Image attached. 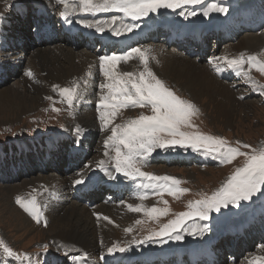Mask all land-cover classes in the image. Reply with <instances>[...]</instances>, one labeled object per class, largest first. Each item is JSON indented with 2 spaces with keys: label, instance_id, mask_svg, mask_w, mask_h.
Masks as SVG:
<instances>
[{
  "label": "rangeland",
  "instance_id": "1",
  "mask_svg": "<svg viewBox=\"0 0 264 264\" xmlns=\"http://www.w3.org/2000/svg\"><path fill=\"white\" fill-rule=\"evenodd\" d=\"M49 1H50V6H52L53 8L54 15L56 14L57 17H59L58 13L60 6L57 3L58 0H49ZM249 1L253 2V3L250 2L249 3L250 5L253 4L256 9H259L258 15H260L263 18V23H264V0H202L201 4L184 5L175 10L159 9L157 12L149 13L148 16L136 20H133L130 17H126L124 16L123 13L115 10L99 11V12H83L80 11L77 6L75 9H73V11L78 12V15H84V20H86L85 22L86 25L90 23L91 24L99 23L101 19L108 20V22H106L107 24L102 26L104 28V31H108V35H111V37H117V35H115V29H116L114 26L115 22L114 23L112 22L113 18H115V21H118V23L122 25L121 33L122 32L129 33L128 31L123 30V25L135 24L136 27H134L132 31H136L138 28L142 26L144 27L149 23H151L152 21L161 23L164 19H168L170 23H175L182 16H184L189 20L191 17L188 15L189 12H197L198 10L203 9L211 5L212 3H216L218 5L227 8L228 9L227 13H230L239 10L241 6H244ZM26 2L28 3L29 1ZM99 2L100 0H94V3H99ZM27 3L23 5L24 8L25 6H27ZM1 4L2 5L0 6V15H6L11 13L13 7L17 5L14 4L13 2H11L10 4L7 3L5 4L3 0ZM62 10L63 9H60V11ZM103 12L107 13V16L102 17L101 14ZM181 12H183L184 15H180ZM218 14H220V12L210 11V13L208 14L209 17H207L209 18V20L203 19V21L205 22V24L206 23L213 24L210 19L213 17L214 19H217L219 16ZM201 16L203 15H200L199 17ZM195 17L197 16L195 15ZM234 19L236 18H233V21ZM223 22L225 23L224 26L228 25V23H229V27L232 26L231 21H228V19H224ZM263 23L260 25V27L257 30L249 33L247 32L245 33V31H243L242 34H240L235 40L227 41L226 44L222 43L215 52L214 51L212 52L216 54L215 58L219 60L222 59L223 57H227L228 53L234 54L236 52L235 55L228 56L227 59H232L235 56L236 59H238L242 56L243 59L245 60V63L242 66L243 70L249 72V75L252 78V81L255 82L256 86L253 87L252 83H250L247 80V78L243 75V72L241 71L240 67H236V66L229 67L227 62H224L225 71H220V72H224L225 74L234 72L236 76H232L230 79L226 80V79H220L219 74L216 72V70L212 69V73L217 81L225 85H228L229 90L231 92L229 90L227 91L224 90L223 92L216 90L215 91L207 90L208 93L200 96L199 98L200 100L195 99L192 96V93H190L186 88L181 89L179 87L181 82L164 75L162 68L165 64V59L168 57H173L175 56V54L174 55L162 54L157 58L156 55L159 53L154 52V49L157 47V45L166 48L163 44L160 43V41L151 42L149 41V37H147L142 43L137 44L131 47L130 49H128L126 53H121L118 55H126L132 48L141 49V51L145 52L148 67L164 83V85L170 88L180 98L191 101L196 106V108L199 109V112L191 118L192 123L196 127L182 128L183 131L186 132L198 131L202 134L222 137L225 141H227L228 145L232 147H239L240 151L242 152H250L252 150V148L246 149L241 147V145L243 144L250 145L251 147L254 146L256 147L257 150L264 149V74L260 73L255 65L249 68L248 64L246 63L247 58L249 56H255L258 61L264 63V24ZM99 24L101 25V23ZM93 29H94L93 31L95 32L102 33L100 31H97L95 27H93ZM8 32L9 30L6 31V33ZM249 35H256L255 37H258V39L261 37L260 41L263 40L262 43L261 44L258 43L254 49L250 47L251 48L250 51L240 52L238 48L243 46L239 45L241 44V41L239 42V39L241 37L243 38V36H249ZM56 44L57 42L54 43L53 45ZM60 44L64 45L65 43L60 41ZM226 45L228 46L226 47L225 50H223V48ZM10 46L13 45L11 44ZM230 46L232 48L234 47V49L238 51L235 50L227 51V49H229ZM27 47H30L29 44L26 45V48ZM61 47L63 46H60L59 49ZM1 48L4 49V46L1 44V40H0V52H3L4 50H1ZM40 49L45 50L42 48ZM46 49L50 51L52 50V52L53 51L55 52L57 50L56 48H46ZM78 49L79 47L75 48L74 53L77 55H82L81 53L76 52V50ZM166 49L172 50L173 48L169 47ZM177 52L182 54L183 57L189 56L192 59L196 58V56L184 53L182 50L178 48H177ZM206 53L203 54V57L205 56ZM208 56H205L204 59L202 58L201 63L205 64V62H208L207 59ZM99 57L101 56L94 55V58H91V60L87 62V65L91 68L92 73L94 74L96 73L95 74L96 78L102 81L103 79H105V77L103 73L100 71ZM50 58L47 61L48 63L46 64V67L55 68L58 66L66 65L65 60L62 57L60 58V56H54ZM27 59L30 60L26 61ZM129 59L119 61L117 64L116 71L118 73L130 72L133 73L134 76L138 77L139 73L144 70V64L141 62L138 54L135 53L132 54V57H130ZM50 60H56V62L50 63ZM23 61L26 62L22 63L21 65L18 64L16 70L13 71L8 70V66L6 67V70L8 71L7 78L3 79L4 83L0 85V87L1 86L8 87L12 85V87L16 90V93L13 94L12 97L7 96V99H5L6 101L3 99V102H0V150L3 147L6 146L8 147L10 145L19 144V143L20 145H22V149L26 150L23 144L29 145V141L38 140L40 138H48L54 135L64 136V133L66 132L67 128H69L70 131L75 132L76 129L75 127L77 125L75 116L79 113L78 107H79V103L82 102V97L84 95L83 90H86L87 84L89 83V78H85V81L83 80L84 76L83 78L79 80H73L70 83H68V80L66 81V83L57 80L42 81L39 77H38L39 79L36 80L26 77L25 79H23L24 80L23 81L20 80L23 76L16 77L15 73L17 74V70H21L23 67H25V65L29 66L31 63H33L34 62L33 55H30L29 53L25 52V58H23ZM74 61H75L74 63H79L80 61H82V59L78 60L76 58ZM11 65L15 66L13 64ZM95 65L97 66L95 67ZM4 67L5 66L2 64V68ZM84 68L86 67L83 66L82 70ZM82 70H80L79 72L77 71V73L79 74ZM238 72H240V75L237 74ZM0 75L2 76L1 68H0ZM53 85H56L58 87L54 89ZM74 85L78 86L77 89L78 95L76 98V102L70 107L66 99L60 94V89L72 88ZM34 88L42 89L41 93L38 92L37 90H34ZM43 88L46 89V91L43 90ZM107 92L108 89L105 92H101L100 88H95L93 93L88 94V97L92 99L91 101L93 103L94 100L100 99L101 96L106 95ZM229 94L230 96L228 97ZM20 96L22 97V99ZM36 96H37L36 99L37 104L34 103ZM38 96L40 98H38ZM231 96L233 98V101ZM49 97H51V99H49ZM208 97L210 98L213 97L216 103H220L227 107H234V110L236 111L234 114H231L230 123L225 122L222 118L218 117V113L217 116H215L216 111L214 110L213 107L214 104L213 102L209 103V101H207L209 100ZM27 99L30 100V102H27L28 101ZM92 103H91V107L93 108V110H96V108H98V104H92ZM14 106L15 108H13ZM25 108L27 109V112L23 113V110ZM54 108L58 109L59 111H53ZM98 109H99L98 110L99 113L94 118V123H93L96 129V134H97L96 138H98V141L96 143L98 147L100 144V139L111 135V128L116 124L123 125L132 119L138 118L141 114L152 115L150 106L121 108L117 111L116 116L112 118V124L102 128V121L100 120V111H103L104 109L102 105L99 106ZM93 117L94 116L92 114V118ZM161 135L163 138H167L166 134H161ZM100 149L101 147L98 150L100 151ZM121 150H123L122 146H121ZM106 152L108 153V155L104 154L105 157L104 156L102 157L100 152L96 150H92L87 154L89 155V157L87 161L85 159L86 165L84 167H83L84 165L83 163L79 170H76L75 172H67V173H65L61 168L59 174L66 176L67 178L83 175L86 173V171H88L89 164H91L92 161H96V159L98 160L101 159V161H103L105 158L107 159V161L111 162L112 171L115 174V168H114L115 161L113 159V157L115 156V150L111 142L108 145V150ZM186 152H190L192 155L193 154L196 155L197 159L202 158L200 157V155L204 156L205 159L204 163L192 162L191 164H185L182 161H180V162L165 164L161 160V155L164 153L182 154ZM7 154L8 153L6 151H3V153L0 155L1 157L0 160ZM244 161L245 158L243 156H237L231 163H224V162L222 163L221 160L215 156V154H210L203 149L199 151H193L191 148L180 147V146L167 147L163 149L155 148L149 155L144 157L142 160L138 159L137 167H139L142 172L148 170L150 174L155 176L172 175L173 177H175L177 180L180 181L179 187L187 188L188 186L187 189H189V191L178 194L172 199L171 198L172 195H169L166 192L160 194V191L157 189L154 193L159 192L160 196L153 194L152 199L153 201L154 199H156V201L153 203L150 202L148 208L144 212L143 210L145 208L142 205H139L143 209L140 212L127 210L128 209L127 202H129L127 200L135 201L137 196L136 197L134 196L133 198L128 196V197H124L120 201L106 203L105 205L107 207H104V209L108 212L115 213V216L117 217V221L113 223V221L109 222V220H105L100 216H95L94 219L97 221V223L95 224L96 226H94L96 228L95 230L96 232H98L99 229L103 231V228H105V231L107 232L109 229H106L107 228L106 226H115L114 229L117 228V233H116L117 235L116 234L114 235L115 238L113 242L116 243L117 242L116 237L118 235L120 236L122 235V232H120L121 225L123 226L126 225L124 222H122L125 219L126 223H129V221L132 222L130 224V228L129 226H125V228L131 229V232L134 231L132 234L136 236V238L139 237L138 241L144 240L145 237L150 235V233L147 231L157 232L164 224L168 223L170 220L176 219L178 213L191 211L192 209L189 207L190 202H194L202 198H205L207 196H211L213 192H215L224 184L227 178L235 171L237 167H241L243 165ZM31 165H33V162L28 164V167H30ZM157 165L158 167L156 169H153V167H156ZM162 170H166V172L160 173L162 172ZM45 172H47L46 175L48 176H51L53 174L51 170H47ZM42 174L44 173H39L37 169L33 168V172H31L30 176L28 177L20 178L19 180L14 182L0 181V194H1L0 195V240H2L9 248H11L13 253L15 254L13 256H8L6 253L3 252L2 249H0V264H50V262H52L53 264H57L59 262H62L63 260L64 261L68 260L70 264H77V262L71 259V257L73 256L82 258L78 262V264H92V260L84 259L81 255H79L76 252V249L74 247H72L69 244L63 243L60 240H57V236H55L54 230L51 229L50 219H49L50 214H47L43 202V195H44L43 189L45 187V184H43V187L41 188L35 187L36 185L35 186L28 185L26 187V190L16 193L17 190L23 188V186H21L24 185L23 180L33 177H38L41 176ZM115 175H117V177L119 178L118 180L121 179L126 180L125 182H128L130 180H138V182L140 181L139 176H137L135 179H131L123 176V174L116 173ZM104 178L107 179L106 177ZM142 178L145 181L139 183L148 184L146 181L147 179H145L144 177ZM34 181H36L35 178ZM107 181H109V179ZM26 182L27 180H25V183ZM11 186L15 187L14 195H9L13 191ZM141 187L142 186L140 185V190H143L142 189L143 187L142 188ZM146 189H148L149 191L150 189H152V187H148ZM29 190L31 191V194L29 193ZM71 190L72 188L69 189V192H71ZM257 194L260 195V197L250 203H248L250 200L245 201V203L247 204H244V201H241L239 206L230 204L227 207H221L220 211H211L209 213V218L207 220L200 219V217L198 216L187 218L184 224L178 229L179 234L182 236L185 235L186 231L188 230L186 228L190 227V225L192 224L197 225L199 227H203L206 225L207 226L206 231H204L203 234H199L198 236H199V243L204 242L209 247V244H211L214 241L213 236L221 237L220 235H222L224 239L227 238V236L229 235L228 232H226V235H223L225 233L224 228L226 226H227L226 227L227 231H229L228 228L239 229V227H248L252 222V220L259 219L258 216L261 215V218L263 219L262 226L264 227V192H259ZM257 194L254 195L253 198H255ZM49 195H50V191H49ZM17 196H20L25 202L33 198L35 199V202L40 212L42 213L39 223H37L27 212H25L16 203ZM45 196L46 197L48 196L47 192L45 193ZM96 197L97 196H94L92 198H96ZM180 197H182V199L185 200V203L183 205H181L180 202H178L177 204L175 203L176 201L180 200ZM152 207H156L160 209L167 208L168 212L166 215H157L155 217H152L154 219H149L150 216L147 214V210ZM87 208L91 210L93 207H87ZM127 212H128V216H127ZM11 213H13L14 216ZM227 216L228 217L232 216L234 217V219L227 220L226 222L228 223L226 224V222L223 220ZM137 220L141 221V223L137 224L136 223ZM248 235L249 234H247V237ZM107 236L111 237L113 235L110 234V232H107ZM96 237L98 239L96 241V243H98V251L95 254V259L99 264H104V261L101 260L100 257V254H102L100 253V251L105 250L106 248L103 247L102 241L98 238L99 235L97 233H96ZM136 238L133 241H129L131 242L130 244L125 243V245L122 246V247L126 246V249L128 251L127 250L124 252L117 251L116 253H118L120 256L122 255L124 256L125 254H131V251H133L134 249L141 250L143 249V247L144 249L151 248L156 245V242L154 241H157L158 246L160 245L158 248L159 251L156 252H168L177 247L175 245L177 244V241L169 239L168 236H163V237L154 236L153 239L156 238L154 241L152 240L145 241L144 243H139V244L135 243V241H137ZM259 238L253 241L252 246L246 247L247 249L242 248V246L239 248L240 250L243 249V251L238 256V259L235 261V263H228V262L224 263L221 258L220 264H249V262L252 261L255 257L264 256V233L262 235V238L261 237ZM145 243L149 245L147 246V244ZM224 245L226 247L225 242ZM215 248L219 249L220 247H215ZM209 254H214L215 256L218 255V253H212L211 251L207 253V255ZM131 257L132 256L130 255V258ZM184 257L188 259L189 256L187 255ZM225 259H226V255H224L223 260L225 261ZM134 261H137V259Z\"/></svg>",
  "mask_w": 264,
  "mask_h": 264
},
{
  "label": "bare ground",
  "instance_id": "2",
  "mask_svg": "<svg viewBox=\"0 0 264 264\" xmlns=\"http://www.w3.org/2000/svg\"><path fill=\"white\" fill-rule=\"evenodd\" d=\"M26 1H29V2L27 3ZM3 2H5V0H3ZM11 2H13L14 4H17L13 7L11 13L6 14V15H0V40H1V44L4 46V49L1 48V50H4V51L0 52V68L2 69L3 79L7 78V74H8V71L6 70L7 66H8V70L13 71V70L17 69L18 64L21 65L22 63H25L26 61L30 60V59H27L26 61H23V58H25V52L29 53L30 55H33V61H34L33 63H35V64L31 63L29 66L25 65V67H23L21 70H17V74L15 73V76L16 77L23 76L20 80H23L26 77H28V78H31L34 80L40 78L42 81L57 80V81H61L64 83H66V81L68 80V83H70L73 80H79V79L83 78V76H84V79H83L84 81H85V78H89V83L87 84V88H86V90H83L84 95L82 97V102L79 103V107H78L79 113L75 116L76 123H77V125L75 127L76 128L75 132H72V131H70L69 128H67L66 132L64 133V136L63 135H61V136L54 135V136L48 137V138H40L38 140L29 141V145L23 144V146L26 148V150H28L30 148H37V147L41 148L43 146L50 144L48 146V148H51L52 150H57L60 146H63V144L67 145L65 140L72 139L73 140V142L71 143L72 147L82 150L86 154V156L90 151L96 150V151L100 152L101 156L103 157L104 154L106 153V151L108 150V146L106 147L105 143H104V141L106 140V138L108 136L100 139V144L98 147L96 144L98 141V138H96L97 134H96V129H95L93 123H94V118L99 113L98 112L99 109L96 108V110H93V108L91 107V103H92L91 100L92 99H90V97H88V94L93 93L95 88H100L101 92L107 91L106 88H101V85L104 83H108L109 81L106 78L103 79L102 81L97 79L96 75H95L96 73L95 74L92 73L91 68L87 65V62L90 61L91 58H94L93 52L79 47V49L76 50V52H79L82 55H77L74 53L75 48L72 49L73 47L70 45H67V44L62 45V44H60V41L57 42L58 45L57 44L53 45L54 44L53 43V44L47 45V46H36L34 48H30V47L26 48L25 40L27 37H31V35H30L29 31L26 30L27 20H25L23 18L21 12L27 6H32L36 3L44 5L51 12L53 11V8H52V6H50L49 0H43V1H41V0H21V1L20 0H7V4H10ZM1 3H2V0H0V6L2 5ZM19 3H21V4H19ZM25 3H27V6H25V8H24L23 5ZM59 6H60V9L64 10L63 5L59 4ZM208 7L209 6L195 12L197 17H195V15L191 16L189 20L187 18H185L184 16H182L175 23H170L168 19H164L161 23L164 25H165V23H167L168 25H172V26H175L178 28L184 27V28H187L189 30L198 28L200 26H204L206 24L209 27H215V26H219L220 23H223L224 19H228V21H230L228 18L230 15L235 14V17H232V20H233V18H240L241 16H240L239 10L243 6H241V8L235 12H230V13L220 12V14H218L219 15L218 18L216 17L217 19H214V17L210 19L213 24H211V23L205 24L203 19L209 20V18H207L209 16H204L203 12ZM254 9H256V8H254ZM2 11H4V10H2ZM199 11H201V12H199ZM246 11H248V13L254 14L255 16L257 15V13L253 9L248 8V10H246ZM76 13H78V12L71 10L67 17H69L73 14H76ZM200 15H203V16L199 17ZM18 17L24 23L22 29H20V32L16 31V29L13 28L14 22H15L14 20L15 19L17 20ZM198 17H199V19H198ZM57 20H66L67 23L71 24V25L76 24V22H77L84 29L94 30L93 27H88L85 24L86 20H78V19L73 20V19H68V18L66 19L65 17H61V16H60V19H57ZM81 21H84V23H81ZM106 22H108V20L101 19L99 21V23H101L100 26L106 25L107 24ZM198 22H200V23H198ZM157 24H159V23L156 21H152L148 25L138 28L136 31H131L129 33L122 32L116 38L117 39H126L127 37H129L133 34H136L138 32L145 33V31L149 27L155 26ZM196 24H198V25H196ZM114 26H115V28H117L119 26L122 28V25H120L118 23V21H115ZM8 30H9V32L6 33V31H8ZM103 33L108 34V31H103L102 33L98 32V34H103ZM108 36H111V35H108ZM255 36L256 35L243 36V38L241 37L239 39V42L241 41V44H239V45L243 46V47L238 48L240 50V52L250 51V49H251L250 47H252L254 49L258 43L259 44L262 43L263 40L260 41L261 37L258 39V37H255ZM18 43H22L23 44L22 47H20L18 45ZM11 44L13 46H10ZM60 46H63V47H61L59 49ZM227 46L228 45H226L223 48V50H225ZM40 48L45 49V50H41ZM46 48H56L57 50L55 52L54 51L52 52V50L50 51V50H47ZM230 50H235V49H234V47L232 48L230 46V48L227 49V51H230ZM235 51H238V50H235ZM154 52L159 53L156 55L157 58L162 54H170V55L175 54V56L168 57L165 59V64L162 68L163 73L167 77H170L174 80L181 82L179 87L181 89L186 88L190 93H192V96L195 99L198 100L200 98V96L207 94L208 91H215L216 90V91H222L223 92L224 90H226V91L229 90L228 85H225V84H223V83H221L215 79V77L213 76V73H212V69L216 70V72L218 74L220 73V71H225V69H224V62H226L225 58H228V56L235 55L236 52L234 54L228 53L227 57H223L220 60L215 58V56H216L215 53H211L207 57L209 62H205V64L201 63L202 60L198 61L197 58L192 59L189 56L183 57L182 54L178 53L177 49H174V48L172 50H168V49L164 48L163 46L157 45V47L154 49ZM59 53H60V55H59ZM54 56H60V58L62 57L65 60L66 65L58 66L55 68L46 67V64L48 63L47 61L49 60V58L54 57ZM133 56H135V55H133ZM76 58L78 60L82 59V61H80L79 63H74L75 62L74 60ZM232 59H236V56L233 57ZM210 61H211V63H210ZM55 62H56V60H50V63H55ZM2 64L5 66L4 68H2ZM11 64H13L15 66H12ZM213 65H216V67H213ZM83 66L86 68H84L82 70ZM96 66L97 65H95V67ZM233 67H235V66H233ZM217 68L219 69L218 71H217ZM28 70H30L32 72L31 77H29L25 74L26 71H28ZM80 70H82V71L78 74L77 71L79 72ZM11 77H12V75H11ZM34 80H33V82H34ZM15 83H16V81H15ZM48 84H49V82H48ZM34 90H37L40 93L42 91V89H39V88L38 89L34 88ZM43 90L46 91V89H44V88H43ZM83 91H82V93H83ZM15 93H16V90L12 87V85L8 86V87H4V86L2 87L1 86L0 87V102H3V99L4 100L7 99V96L12 97V95ZM229 96H230V94L228 95V97ZM22 97H23V95H22ZM22 97H21V99H22ZM38 98H40V97L38 96ZM208 98H209V100H207V101H209V103L213 102V104H214L213 107H214V110L216 111L215 116H217V113H218V117L222 118L225 122L230 123V116H231V114H234L236 111V110H234V107H227V106L222 105L220 103H216V101L213 97L212 98L208 97ZM231 98H232V96H231ZM36 99H37V96L35 97V101H34V103L37 104ZM99 101H100V99L94 100L92 104H98ZM232 101H233V98H232ZM27 102H30V100H28ZM13 108H15V106ZM26 112H27V109L25 108L23 110V113H26ZM92 114L94 116L93 118H92ZM82 116H84V117H82ZM100 147H101V149L99 151L98 149ZM251 148L256 149V147H254V146H252ZM19 150H24V149H22V145H20V143L10 145L8 147L6 146L0 150V155L3 153V151H6L8 154H11L14 152L16 153ZM198 159H200V158H198ZM84 161H85V159H84ZM100 161H101V159H99V160L96 159V161H92L91 164H89V169H88V171H86L85 174L79 175V176H73L71 178H67L66 176L60 175L59 174L60 171L55 168L56 170H55V172H53V174L51 176H48V175H46V173H44L38 177L25 179V180H27V182L25 183V180H23L24 185H21V186H23V188L17 190L16 193H19L20 191L22 192L23 190H26V187L28 185H32V186L36 185L35 187L41 188V187H43V184H45V187L43 189L44 190L43 202H44V206H45V209L47 211V214H50L49 219H50L51 229L54 230V234H55V236H57V240H60L63 243L69 244L72 247H74L76 249V252L79 255H81L84 259L92 260V264H99L95 259V254L98 251V243H96V241L98 239L96 237V233L99 235L98 238L102 241L103 247L106 248L105 250L100 251V253H102V254L99 253L101 260L104 261V264L106 261H109L111 264H115L118 261H124L127 259H130L131 262H134L135 264H140L141 258H139V256L143 257L144 254H153L150 252L151 250L155 254L160 245L158 246L156 244L154 247L147 248V249H144V247H143V249H141V250L134 249L133 252H131V254H125L124 256L123 255L120 256L116 252L115 253H109L108 248L112 247L113 244H116V245L122 247L125 245V243L130 244L131 242H129V241L135 240L136 236H134L132 234L134 231H132V232L131 231H127V232L125 231V229H126L125 226H129V228H130V224L132 222L129 221V223H126L125 219L122 221L126 225L125 226L121 225L122 230L120 228V232H122V235L121 236L118 235L116 237L117 242L115 243V242H113L114 238H115L114 235L117 233V228L114 229L115 226H106L107 227L106 229H109L107 232H110V234L113 235L111 237L107 236V232L105 231V228H103V231L99 229L98 232H96V230H95L96 228L94 227V226H96L95 224L97 223V221L94 219L95 216H100L102 218L108 217L111 222L113 221V223H115L117 221V217L115 216V213H111V212L106 211L104 209V207H107V206L105 204L98 203V202H96V205H93L92 206L93 208L91 210H89L87 208L89 206L78 201L75 197L74 191L85 182L94 181L98 178L99 179L100 178L105 179L104 177H106L107 179L110 180V178L108 177L106 172L101 170L100 167H98V162H100ZM103 161L107 165L108 170L112 171L111 162L107 161L106 158ZM157 167H158V165L156 167H153V169H156ZM26 172H28L29 175L31 174V172H33L32 165L30 167L27 166ZM61 172H63V171H61ZM163 172H166V170H162V172H160V173H163ZM145 173H149V171L146 170ZM113 174H114V172H113ZM34 178L36 181H34ZM144 178L147 179L146 177H144ZM77 179H82L84 182L81 184H74L73 181L77 180ZM115 180L120 181V182H125L124 180H118V179H115ZM144 181L145 180L142 177H140L139 182H144ZM146 181L148 184L151 183L148 180H146ZM133 183L136 185V190H133L131 188L130 191L128 192V194L126 196H123V198L130 196V193L132 194L131 198H133L134 196L135 197L137 196L135 201L127 200V201H129V202H127V205L128 204H132L133 206L142 205L145 208L144 210L142 209L144 212L148 208L150 202L153 203L156 201V199H154V201H153L152 195L154 194V195L160 196L159 192L154 193L157 189L154 190L153 188L148 191V189L143 187L144 184H140L143 187V188L141 187L143 190H139V183L136 181H133ZM126 185L129 186V183L127 182ZM11 187H12L13 191L11 190L12 192L10 191L11 194H9V195H14V193H15L14 188L15 187L14 186H11ZM70 187H72L71 192H69ZM87 187H89V185L85 186L84 188H87ZM187 188H188V186H187ZM138 190H139V192H138ZM49 191H50V195H49ZM46 192L48 195L47 197L45 196ZM29 193L31 194L30 190H29ZM142 194L146 195V198L143 200L140 199V196ZM173 197L174 196H172L171 198L173 199ZM178 202H180L181 205H183L185 203V200L182 199V197H180V200L176 201L175 203L177 204ZM127 210H129V209H127ZM11 214L14 216L13 213H11ZM15 214H16V212H15ZM127 216H128V212H127ZM122 217H123V215H122ZM149 219H154V218L149 217ZM176 219H177V216H176ZM104 222H106V221H104ZM193 227H199V226L192 224V225H190V227H187L186 229H188V230L186 231L185 235H183V239L180 241H177V244H175L177 247L173 250L179 249V251H180L182 249H185V251L186 250H188V251L195 250V251H199V252H206V254L209 253L210 249L208 250L209 247L207 246V244L204 242L199 243V236H198L199 234H196V236L189 234ZM245 228H247V227H239V229H245ZM147 232H149L150 234L154 233V232H150V231H147ZM136 239L138 241L139 237H137ZM148 245L149 244H147V246ZM160 253H164V252H160ZM130 255L132 257L128 258V257H130ZM260 257H264V256H260ZM120 258H124V259H120ZM136 259H137V261H134ZM50 264H53V263L50 262ZM57 264H70V262L68 260H65V261L63 260L62 262H59Z\"/></svg>",
  "mask_w": 264,
  "mask_h": 264
},
{
  "label": "snow or ice",
  "instance_id": "3",
  "mask_svg": "<svg viewBox=\"0 0 264 264\" xmlns=\"http://www.w3.org/2000/svg\"><path fill=\"white\" fill-rule=\"evenodd\" d=\"M5 3H7V0H5ZM58 3L64 7V10L60 12V16L65 18L71 10L78 6L79 10L83 12L115 10L136 20L148 16L149 13L157 12L159 9L175 10L184 5L201 4L202 0H100L99 3H94V0H58ZM210 11L227 12L228 9L212 3L204 10L203 15L208 16ZM180 15H184V13L181 12ZM188 15L194 16L196 13L189 12ZM112 22H115V18ZM81 23H84V21H81ZM87 26L95 27L100 32L104 31L99 23H90ZM134 27H136L135 24L123 25V30L130 32ZM120 34L121 27H117L115 35L119 36ZM134 53L139 55L141 62L144 64V70L139 73L138 77L130 72L118 73L116 71L118 62L129 59ZM225 59L229 67H240L247 80L252 83L253 87L256 86L249 72L243 70L242 66L245 60L242 56L238 59ZM99 61L100 71L109 81L101 85V88L108 89V92L106 95L101 96L98 103V108L102 105L104 109L100 111L102 128L112 124V118L116 116L117 111L121 108L150 106L152 111V115L141 114L138 118L132 119L123 125L116 124L111 128V135L106 138L104 143L107 147L111 142L114 147L115 173L123 174V176L131 179H135L137 176L146 177L151 183L144 184V188L152 187L154 190L158 189L160 194L166 192L175 197L178 194L188 192L189 189L179 187L180 181L175 177L168 175L155 176L142 172L137 167L138 159L142 160L155 148L163 149L173 146L191 148L193 151L203 149L210 154H215L224 163H231L237 156L245 158L243 165L237 167L224 184L211 196L190 202L191 211L178 213L177 219L170 220L159 231L148 235L144 240L135 241V243L151 241L154 236H168L169 239L180 241L183 236L179 234L178 229L187 218L198 216L200 219L207 220L211 211H220L221 207H227L230 204L239 206L241 201L251 200L257 193L264 192V149H252L250 152H242L239 147L228 145L222 137L206 135L198 131H183L182 128L196 127L191 118L199 112V109L191 101L180 98L164 85L148 67L144 51L139 48H132L126 55L114 53L99 57ZM246 63L249 68L255 65L257 70L264 74V63L258 61L255 56H249ZM213 67H216V65H213ZM25 74L29 77L32 76L30 70L26 71ZM237 74L240 75V72ZM57 87L53 85L54 89ZM77 89V85L72 88L60 89V94L66 99L70 107L76 102ZM53 111L59 110L54 108ZM161 134H166L167 138H163ZM121 146L123 150H121ZM241 147L251 148L247 144H243ZM105 155H108V153L106 152ZM98 167L105 171L110 179H117V176L108 170L104 161L98 162ZM83 182L82 179L73 181L74 184ZM145 198V194L140 196L141 200ZM16 203L39 223L42 213L34 198L25 202L20 196H17ZM127 207L131 211H142L139 205L128 204ZM167 212V208L152 207L147 210L150 217L166 215ZM104 219L109 220L108 217H104ZM109 222L111 221L109 220ZM136 223L139 224L141 221L137 220ZM206 228V225L193 227L189 234H203ZM125 231H131V229H125ZM0 249L8 256L15 255L12 249L2 240H0ZM126 250V247H120L116 244L108 248L109 253L124 252ZM71 259L78 264L82 258L73 256ZM249 264H264V257L257 256Z\"/></svg>",
  "mask_w": 264,
  "mask_h": 264
}]
</instances>
